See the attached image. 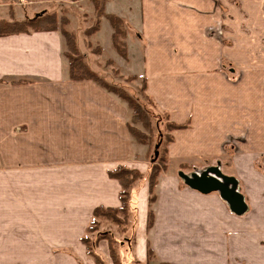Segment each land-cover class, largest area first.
Segmentation results:
<instances>
[{"label": "crops", "instance_id": "1", "mask_svg": "<svg viewBox=\"0 0 264 264\" xmlns=\"http://www.w3.org/2000/svg\"><path fill=\"white\" fill-rule=\"evenodd\" d=\"M119 1L129 3L126 12ZM106 14L126 24L128 59L115 50L106 18L83 54L78 48L98 74L92 62L123 61L145 79L157 110L187 125L172 133L171 164L238 163L237 148L246 159L264 150V59L239 58L256 40L263 48L264 0H106ZM27 17L24 9L0 10V19ZM65 47L60 31L0 37V258L7 264H96L82 239L95 208L121 205L120 183L108 173L119 166L148 173L128 130V107L92 81H71ZM97 48L100 54L91 53ZM223 166L224 175L241 178ZM252 178L248 210L237 216L218 192H196L168 170L148 229V173L132 192L134 254L145 262L152 247L164 263L239 264L245 247L248 264H264V175L253 171ZM240 217L247 226L241 236ZM108 245L101 240L96 250L112 264Z\"/></svg>", "mask_w": 264, "mask_h": 264}, {"label": "trees", "instance_id": "2", "mask_svg": "<svg viewBox=\"0 0 264 264\" xmlns=\"http://www.w3.org/2000/svg\"><path fill=\"white\" fill-rule=\"evenodd\" d=\"M91 1L95 8L96 21L95 24L86 31V36L89 35L90 37L96 34L100 29L101 19L106 18L113 30L112 44L118 54L123 59L127 60L128 51L126 42L123 43V40H125L126 38L124 21L115 15L106 14V0ZM55 16H39L36 20L32 21H17L14 19L8 21L0 19V37L8 35L14 36L19 34H27L31 32L60 31L66 42V58L70 66V80L77 83L81 81H92L106 92L117 97L122 103L126 105V107H128L127 124L132 142L134 143V145H136V147L147 144V142L151 138H149L137 127L141 125L145 131H148L149 133L154 132L150 109L153 111V114H155L156 112H154L151 98L147 95V83L145 79L143 92H140V98L138 96V92L135 94L130 93L122 87H118L115 83L107 82L106 80H104V78H101L98 73H96L89 67L88 63L86 62L87 59H85L84 56H82V54L80 53L75 35L67 29L66 25L68 21L66 19H63L60 26H58ZM0 84H2V82H0ZM159 116L161 117L160 113L158 117ZM165 121L168 124L167 131L169 132L167 133L169 134L165 137V141H163V143L161 144V156L158 158L155 166L152 168V171L149 174V192L151 198L149 217L147 218L148 229H151L154 225L155 218L153 209L157 200L156 186L158 185V181L162 172L166 170H161L160 165L165 163L168 159L167 146L173 141L172 133L174 131L185 129L187 127V125L174 124L167 119H165ZM108 175L111 179L116 180L120 183L121 190L119 199L121 205L117 208H95L90 226L85 233L86 235L82 239V244L86 247L88 256H90L96 264H106L104 260L98 255L96 250L100 239H96L92 242V239L88 235L97 233L100 229L101 223L103 222H109L112 225L118 226L119 228L123 229V233H128L130 236V238L124 239V241L128 242L127 245L125 242H120L121 240L113 237L107 238V240L109 239L108 243L110 256L113 263L125 264L127 251L130 250V248L132 247L131 242L133 243L134 241L133 236L137 221V212L133 207L132 192L137 184L144 182V180L148 177V174H142L137 170H132L125 166H119V168L110 171ZM149 254L152 255L153 251L149 250Z\"/></svg>", "mask_w": 264, "mask_h": 264}, {"label": "rangeland", "instance_id": "3", "mask_svg": "<svg viewBox=\"0 0 264 264\" xmlns=\"http://www.w3.org/2000/svg\"><path fill=\"white\" fill-rule=\"evenodd\" d=\"M74 1V0H71ZM75 1H79V0H75ZM120 3L117 4V9H122V11L126 12V7L129 6L128 2H124V1H119ZM91 5H87L82 3V8L80 9V7H78V4L76 5V3H71L70 0H0V10H5L7 12H13L14 10L17 11H21V10H25L26 14H27V18L23 19L24 20H36L39 16H55L56 20H57V24L58 26H60L61 22L63 21V19H66L68 21L67 23V29L69 30V28L71 27V24H73V26H75V37L76 40L78 41L77 43L79 44L80 48H81V52L83 54V52L85 51V49L87 48L85 46V43L87 41V38H91L92 36L89 37L86 36L87 34L84 33V27L89 26V28H91L96 21V17H95V8L94 5L92 3V1L90 0ZM1 6H3V8H1ZM72 7V8H70ZM92 9L94 10V13L92 11ZM71 17L73 18V23H71ZM85 18V20H83L82 18ZM102 20V19H101ZM125 24V22H124ZM125 33L127 32L126 29V24H125ZM89 29H86V31ZM106 30L104 29L102 34H105ZM95 35V34H94ZM258 37V36H256ZM127 39V33H126V38L125 40H123V43L126 42ZM263 43L262 49L260 48V44L259 42L256 40L255 41V45L254 48L250 50V51H246V56L243 55V50H240V59H244V57L246 58H253V59H264V37H263ZM111 41V40H110ZM105 47H106V52L105 55L107 57H111V49H108L106 42L104 43ZM127 47V44H126ZM242 46L240 45V48ZM100 48L97 49H92L91 53L94 54H100L102 52V50H98ZM80 51V50H79ZM128 51V50H127ZM80 52V53H81ZM83 56V55H82ZM93 57V56H92ZM87 59V63L90 62V58H86ZM123 59V58H122ZM125 60V59H124ZM92 66L95 70H98V72L100 74H98L101 78H104V80H106L107 82L110 83H115L118 87H122L123 89L127 90L130 93H137L138 92V96L141 98L140 92H143V88H144V79L141 78V76H134L132 74H129V72L126 70L125 67V63L123 61H114L111 59H105L103 58V60H101L100 66H97L96 63L92 62ZM91 66V67H92ZM114 84V85H115ZM146 95V94H144ZM142 104V103H141ZM144 106V104H143ZM152 106L154 107V112H156L158 115L159 113L161 114V117L155 113L153 114V111L150 109V113H151V117H152V124H153V131L152 133H149L148 131H145L142 126H138L137 128L139 130H141L143 133H145L149 138H151L147 144L139 146V149L137 150V152L139 153L140 158H143L146 161V164L148 165V170L147 172L150 174L152 171V168L155 166V163H153V159L155 157V148L157 146V144H159V142H161V144L163 143V141H165V137L168 136L169 131H167V122L165 121V119L169 120V117L158 111L157 108L155 107V105L152 102ZM151 108V107H150ZM237 152L239 155V161L238 163H229V164H221V163H211V164H205L203 162H186L184 164H171L169 158L167 159V161L163 164H161V170L162 169H166L165 171L162 172L161 176L164 175L165 172H167L169 170L170 174L172 173V175H179L180 172H184L185 174H192L195 172H198L199 168H204V170L207 169L206 165L208 166H219V167H224L223 165H226V167H231V165L233 166V168L236 170V172L238 173V175L241 177L238 179V191L243 194L244 198H246V189L248 187H250L254 181V179L252 178V172L256 171L259 172L261 175H264V150H259L256 151V153L254 155H247V159L246 158H242L240 156V152L241 148H237ZM236 152L233 149V153ZM161 156V154L159 155V157ZM158 165V164H157ZM231 169V168H230ZM203 171V170H201ZM146 173V175L148 174ZM160 176V177H161ZM160 179V178H159ZM256 181V179H255ZM150 209V208H149ZM4 213L1 212L0 213V217H4ZM243 218L245 217H240V221H239V235H246L247 231V226L245 221L243 220ZM137 221H138V215H137ZM136 221V223H137ZM91 223V222H90ZM90 226V224H89ZM230 225H228L226 227V232L227 235H230ZM111 230V231H110ZM106 233V234H105ZM91 239L92 242L95 241L96 239H100L104 240L110 237L116 238L118 240H121L120 242H125L127 245V241H124V239L130 238L128 233H123V229L119 228L118 226L112 225L109 222H103L101 223L100 229L97 233L95 234H91L88 235ZM109 241V239H108ZM132 244V242H131ZM150 244V243H149ZM242 246L243 244L240 243ZM246 243L244 242V245ZM5 245V244H4ZM224 245L226 246L225 242ZM135 244H133V247L130 248V250L127 251V256L130 255V252L133 253V259L131 261V264H175V263H164L162 262L156 255L155 253H153L152 255L149 254V250H152L154 252V250L152 249V247L147 248V261L145 262H141L139 261V259L137 258L135 253ZM109 247V245H108ZM246 249L245 247L240 248V259L238 261L239 264H248L247 263V258L246 257ZM223 257H225V253L223 254ZM2 260V261H1ZM223 260V259H222ZM0 261L2 262V264H7V260L1 259ZM21 261V260H20ZM43 260H39L38 262H36L35 264H42ZM229 262L231 264H235V262H231L230 258H229ZM112 264L113 261L111 262ZM228 262L225 261L224 259V263L223 264H230ZM177 264V263H176ZM218 264V262L216 263Z\"/></svg>", "mask_w": 264, "mask_h": 264}, {"label": "water", "instance_id": "4", "mask_svg": "<svg viewBox=\"0 0 264 264\" xmlns=\"http://www.w3.org/2000/svg\"><path fill=\"white\" fill-rule=\"evenodd\" d=\"M161 142L155 148L153 163L159 158ZM181 180L185 184L203 195L218 192L230 207L231 211L237 216H243L248 210L247 203L243 194L238 191V181L234 177L226 176L222 173L219 166L207 168L192 174L179 173Z\"/></svg>", "mask_w": 264, "mask_h": 264}]
</instances>
